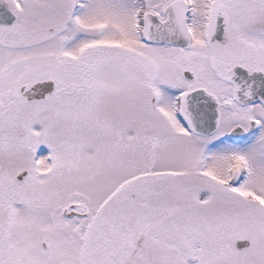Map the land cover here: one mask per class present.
Here are the masks:
<instances>
[{
    "label": "snow or ice",
    "instance_id": "6c2138e0",
    "mask_svg": "<svg viewBox=\"0 0 264 264\" xmlns=\"http://www.w3.org/2000/svg\"><path fill=\"white\" fill-rule=\"evenodd\" d=\"M0 264H264V0H0Z\"/></svg>",
    "mask_w": 264,
    "mask_h": 264
}]
</instances>
